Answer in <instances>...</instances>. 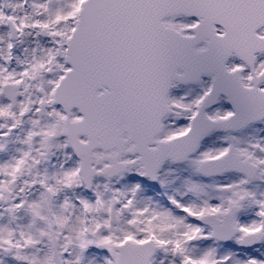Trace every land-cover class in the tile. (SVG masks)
I'll list each match as a JSON object with an SVG mask.
<instances>
[{
	"label": "snow or ice",
	"instance_id": "obj_1",
	"mask_svg": "<svg viewBox=\"0 0 264 264\" xmlns=\"http://www.w3.org/2000/svg\"><path fill=\"white\" fill-rule=\"evenodd\" d=\"M0 264H264V0H0Z\"/></svg>",
	"mask_w": 264,
	"mask_h": 264
}]
</instances>
